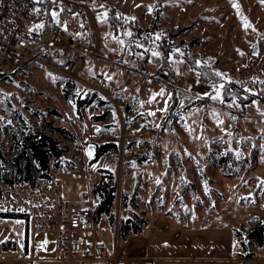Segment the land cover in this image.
Wrapping results in <instances>:
<instances>
[{
	"label": "rangeland",
	"instance_id": "374dc122",
	"mask_svg": "<svg viewBox=\"0 0 264 264\" xmlns=\"http://www.w3.org/2000/svg\"><path fill=\"white\" fill-rule=\"evenodd\" d=\"M106 1L118 12L116 25L113 17L105 24L115 44L109 59L89 57L86 70L111 78L112 98L56 80L41 65L0 75L1 150L13 152L16 109L35 126L52 119L73 134L56 135L67 158L58 168L50 161L64 198L93 200L104 168L117 184L114 216L141 226L128 238L186 228L219 238L242 264H264V245L247 237L264 221V0ZM161 70L169 83L156 76ZM109 142L118 151L94 161L96 147ZM104 235L114 246V233ZM124 241L118 234L120 250Z\"/></svg>",
	"mask_w": 264,
	"mask_h": 264
},
{
	"label": "built area",
	"instance_id": "2783aa9c",
	"mask_svg": "<svg viewBox=\"0 0 264 264\" xmlns=\"http://www.w3.org/2000/svg\"><path fill=\"white\" fill-rule=\"evenodd\" d=\"M114 15L118 12L106 0H0V75L41 65L56 80L82 84L111 99V78L86 68L89 57L109 59L115 35L105 24ZM134 64L145 75L142 58ZM156 76L172 80L165 70ZM68 170L75 172L76 164ZM86 174L95 177L94 170ZM60 180L53 168L49 177L0 191V264H131L118 248V217L98 212L95 198H64ZM104 232L114 233V246Z\"/></svg>",
	"mask_w": 264,
	"mask_h": 264
},
{
	"label": "trees",
	"instance_id": "16d2710c",
	"mask_svg": "<svg viewBox=\"0 0 264 264\" xmlns=\"http://www.w3.org/2000/svg\"><path fill=\"white\" fill-rule=\"evenodd\" d=\"M45 6H49L45 2ZM66 14H67V10ZM114 25L118 23L117 18H112ZM164 49L163 60L166 61L170 54V49L164 42L161 43ZM71 82H69L70 84ZM69 84H67L69 86ZM73 85V83H71ZM70 85V86H72ZM81 103V102H80ZM54 113V112H53ZM17 120V126L11 133V145L8 148L13 152L7 158V150H1L0 145V180L5 184L4 187L12 186L17 182L35 183L39 178L49 177L51 173L50 161L55 162L58 168L59 163L66 161L68 147L62 145L56 137L57 134L68 139L72 138V132L64 126L54 125L52 119L43 117L42 123L35 126L25 115L16 109L13 114ZM118 145L109 142L98 145L95 150L94 161L100 159L102 155L108 152H117ZM99 180L93 185V196L98 200V212H108L113 217L114 204L117 198V184L113 182V174L104 169H98ZM3 188L0 187V191ZM133 226L132 220H119V235L122 239L127 240L130 233H138L141 226ZM247 237L250 241L264 245V221L258 222L254 227L249 229ZM244 250L247 246L241 240Z\"/></svg>",
	"mask_w": 264,
	"mask_h": 264
},
{
	"label": "crops",
	"instance_id": "0c3cea01",
	"mask_svg": "<svg viewBox=\"0 0 264 264\" xmlns=\"http://www.w3.org/2000/svg\"><path fill=\"white\" fill-rule=\"evenodd\" d=\"M182 229L169 233L158 227L146 234L130 236L124 241L123 251L131 264H242L234 249L219 238L192 235L189 229Z\"/></svg>",
	"mask_w": 264,
	"mask_h": 264
},
{
	"label": "water",
	"instance_id": "95a60500",
	"mask_svg": "<svg viewBox=\"0 0 264 264\" xmlns=\"http://www.w3.org/2000/svg\"><path fill=\"white\" fill-rule=\"evenodd\" d=\"M253 54H257L258 53V43L256 42L252 51Z\"/></svg>",
	"mask_w": 264,
	"mask_h": 264
},
{
	"label": "snow or ice",
	"instance_id": "6c2138e0",
	"mask_svg": "<svg viewBox=\"0 0 264 264\" xmlns=\"http://www.w3.org/2000/svg\"><path fill=\"white\" fill-rule=\"evenodd\" d=\"M154 54H158V53H154Z\"/></svg>",
	"mask_w": 264,
	"mask_h": 264
}]
</instances>
